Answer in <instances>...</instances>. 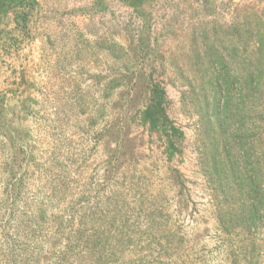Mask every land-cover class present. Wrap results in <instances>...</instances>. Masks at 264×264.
Segmentation results:
<instances>
[{"label":"rangeland","instance_id":"obj_1","mask_svg":"<svg viewBox=\"0 0 264 264\" xmlns=\"http://www.w3.org/2000/svg\"><path fill=\"white\" fill-rule=\"evenodd\" d=\"M153 83L171 158L139 123ZM0 264H264V0H0Z\"/></svg>","mask_w":264,"mask_h":264},{"label":"trees","instance_id":"obj_2","mask_svg":"<svg viewBox=\"0 0 264 264\" xmlns=\"http://www.w3.org/2000/svg\"><path fill=\"white\" fill-rule=\"evenodd\" d=\"M134 4H141L147 0H126ZM148 101L144 105V107L138 111L139 116V123L147 127V130L151 133H155L158 138L163 139V143L165 146V152L168 158L174 157L176 154H179L180 145L183 142V133L179 127L175 126L172 120H170L166 113V98H165V91L163 87L159 83H153L150 89H148ZM212 95L210 96V105L212 109L211 116L214 119V123L218 128H222L226 122L232 119L234 116L239 121L241 115V108H236L235 113L233 114L230 109H228L227 104V96L226 91L222 87L221 79H216V86L215 89L212 91ZM222 134L224 137L222 138V152L223 158L221 159V168L225 170L226 168L230 171V177L235 180H239L238 177V168H235L234 156L229 151V143L227 142L225 129L222 130ZM240 153V152H239ZM238 153V154H239ZM220 187V186H219ZM248 194L253 199V203H251L249 207V213L245 216L253 218L255 214L258 212L257 205L254 203V200L257 202V197L261 196V186L259 183L252 182L248 187ZM237 190H240L237 189ZM217 193H222L221 190H217ZM219 194V193H218ZM226 194L223 191L224 195ZM215 197L216 196L215 194ZM226 198L225 200L226 202ZM222 211L219 210L217 214V219L219 221V226L221 230L228 233L229 231L235 230L236 228H242L241 219L244 217L240 214L234 216L233 214L228 215L230 218L227 219L225 213H221ZM237 219V223L235 222ZM235 220V221H234ZM250 223L252 221L249 220ZM248 224L249 223H245ZM241 225V226H240ZM245 225V226H248Z\"/></svg>","mask_w":264,"mask_h":264}]
</instances>
